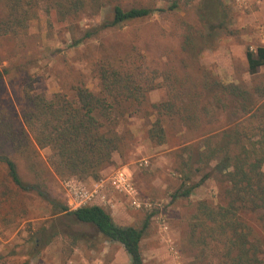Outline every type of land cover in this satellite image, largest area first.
<instances>
[{
	"label": "rangeland",
	"instance_id": "obj_1",
	"mask_svg": "<svg viewBox=\"0 0 264 264\" xmlns=\"http://www.w3.org/2000/svg\"><path fill=\"white\" fill-rule=\"evenodd\" d=\"M168 1L120 3L124 8H166ZM223 1L230 8L229 33L219 32L211 47L194 55L184 50L186 35L192 32L199 36L192 5L97 31L94 29L109 13L108 8L97 16L83 14L72 32L67 26L50 25L51 20L43 14L25 34L0 35V70L4 73L0 80V123L19 129L28 84L34 94L47 97L55 93L71 95L80 83L97 92L96 68L101 60L132 65L145 75L155 70L159 87L148 94L149 105L164 102L177 91L185 97L186 92L200 90L204 75L224 84L246 85L254 78L264 79V68L256 77L247 73L245 59L248 48L264 45V0ZM3 16L0 3V20ZM87 31H94L95 35L72 46L73 39H80ZM208 109L210 114L202 124L192 123L188 128L178 119L164 117L166 142L160 146L148 138L154 116L147 119L142 112L127 117L120 126L125 148L113 155V164L104 170L101 182L57 178L49 163L52 152L48 148L28 154L7 146L6 152L16 163L19 176L34 190L17 192L11 187L8 195L0 199V264H130L120 244L107 242L93 228L53 213L51 204L73 209L68 186L72 183L97 191L82 207L99 203L119 226L141 228L149 217L140 244L144 264H226L219 249L211 247H218L217 242L207 239L210 246L200 254L199 242L190 237L198 203L205 200L219 206L223 202V185L212 174L211 166H199L191 160L202 145L199 136L214 135L221 128L222 117L212 107ZM117 172L129 178L140 208L113 187L111 178ZM206 173L211 176L199 186ZM2 178L4 171L0 167ZM193 185L198 186L189 197L173 199L178 191ZM243 220L260 241L264 259V213L248 214Z\"/></svg>",
	"mask_w": 264,
	"mask_h": 264
},
{
	"label": "trees",
	"instance_id": "obj_2",
	"mask_svg": "<svg viewBox=\"0 0 264 264\" xmlns=\"http://www.w3.org/2000/svg\"><path fill=\"white\" fill-rule=\"evenodd\" d=\"M4 16L0 20V35L17 37L25 34L30 24L45 14L49 24L68 27L72 32L75 22L86 13L97 16L108 8L98 27L106 30L121 24L141 21L155 13L164 14L193 6L198 18V35L190 32L184 41V50L197 54L212 46L219 32L229 33L230 8L223 0H170L166 8L122 7L120 0H0ZM95 35L85 32L73 39L72 46ZM247 73L256 77L264 68V45L245 52ZM139 69L99 61L96 77L99 89L89 90L77 84L71 95L55 93L50 97L34 94L31 84L24 90L26 106L21 112V126L13 130L10 124L0 126V199L14 188L30 192L34 187L25 184L14 160L6 152L10 146L16 152L37 154L48 148L49 161L59 179L75 178L81 181L101 182L104 170L113 164V155L125 148V137L120 126L136 113L147 119L148 138L155 145H163L166 136L163 118L178 119L188 128L202 124L212 107L222 117L221 128L214 135H200L202 145L196 157L199 166H211L212 174L223 185L222 204L214 206L205 200L198 203L191 226L190 237L199 242L200 254L207 251V239L219 245L218 251L226 264H264L260 241L243 220L245 215L264 213V79L254 78L250 84H224L204 75L200 90L191 94L173 93L158 104H147V96L159 85L155 70L145 75ZM0 70V80L3 77ZM199 106V111H198ZM126 134V132H125ZM211 174H204L199 186ZM198 185L178 191L173 199L187 198ZM38 195L43 196L40 191ZM54 214H62L75 224L93 228L103 240L120 244L130 264H144L141 241L148 218L141 228L117 225L111 214L100 204L77 209L51 204ZM197 231V232H196Z\"/></svg>",
	"mask_w": 264,
	"mask_h": 264
},
{
	"label": "built area",
	"instance_id": "obj_3",
	"mask_svg": "<svg viewBox=\"0 0 264 264\" xmlns=\"http://www.w3.org/2000/svg\"><path fill=\"white\" fill-rule=\"evenodd\" d=\"M144 165L146 162L143 163ZM142 165V164H140ZM111 183L113 187L118 190L119 192L125 193L127 196L130 197L132 205L136 208H140V201L137 197L135 190L130 183L129 178H127L123 173L117 172L112 178ZM69 193L71 196L70 205L73 209H77L82 207V205L86 204L87 202L91 201L93 198V194H96L97 191L90 192L80 184H70ZM98 190V189H97Z\"/></svg>",
	"mask_w": 264,
	"mask_h": 264
},
{
	"label": "crops",
	"instance_id": "obj_4",
	"mask_svg": "<svg viewBox=\"0 0 264 264\" xmlns=\"http://www.w3.org/2000/svg\"><path fill=\"white\" fill-rule=\"evenodd\" d=\"M95 204L99 205V203H97V202Z\"/></svg>",
	"mask_w": 264,
	"mask_h": 264
}]
</instances>
